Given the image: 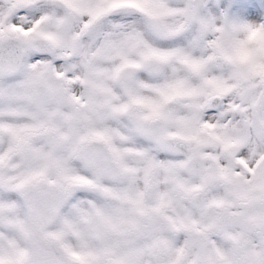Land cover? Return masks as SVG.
I'll return each mask as SVG.
<instances>
[{
    "label": "snow or ice",
    "instance_id": "snow-or-ice-1",
    "mask_svg": "<svg viewBox=\"0 0 264 264\" xmlns=\"http://www.w3.org/2000/svg\"><path fill=\"white\" fill-rule=\"evenodd\" d=\"M0 264H264V0H0Z\"/></svg>",
    "mask_w": 264,
    "mask_h": 264
}]
</instances>
